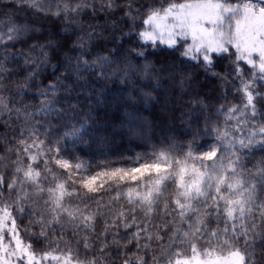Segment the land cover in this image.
Wrapping results in <instances>:
<instances>
[{
  "label": "snow or ice",
  "instance_id": "snow-or-ice-1",
  "mask_svg": "<svg viewBox=\"0 0 264 264\" xmlns=\"http://www.w3.org/2000/svg\"><path fill=\"white\" fill-rule=\"evenodd\" d=\"M35 7L45 15L51 11L39 4ZM85 9L87 12L86 5ZM91 12H95L94 6ZM77 13L71 11L68 3L57 5L54 13L57 17H77L66 21L61 28L63 33L72 31L70 25H83L86 13ZM136 13L137 16H132L131 31L121 33L118 42L133 38L140 55L146 49L166 48L183 62L202 68L219 78L220 101L210 111L204 98L193 99L185 121L193 127L192 113L196 109L195 114L203 119L194 127L192 139L178 149L173 146L170 150H160L151 161H141L138 156L131 166L102 161L104 167L89 172V158L77 151L86 140V118L79 122V127L71 122L64 125L48 142L21 140L20 151L0 152V165L4 168L0 191L10 193L9 198H0V264H80L70 248L62 249L56 241L48 240L44 247L38 248L20 226L25 216L35 214L39 237L44 240L65 214L87 226L90 219L87 210L66 203L74 194L69 189L74 177L80 178L79 184L89 193H99L110 182L132 185L127 188L126 197L146 204H152L172 182L176 189L175 204L183 210L182 215L194 210L195 201L210 197L217 215L222 213L229 227L220 233L205 227L206 221L201 220L199 227L191 232L178 229L171 246L162 250L166 264H246V252L230 244L228 233L238 237L248 231L245 222L250 212L248 206L255 200L258 188L264 187V83H261L264 82V0H142ZM93 18L99 24V18ZM137 18L139 25L135 23ZM7 23L8 33L6 38L0 33V45L7 46L10 41L31 36V26L25 25L29 31L21 36L18 30L21 26L14 19ZM97 31L89 26L87 36ZM88 43L82 35L73 46L83 49ZM31 47L36 48L35 42ZM0 55L3 56L0 74L10 72L9 53ZM81 59L100 78L117 75L111 71L114 63L111 55L97 53L91 59L87 55ZM48 60L50 56L46 53L45 61ZM221 62H224L223 72L218 68ZM153 67L145 59L144 75L154 76ZM76 71H81L79 66ZM37 75L36 71L24 73L21 79L28 81L24 87ZM127 75L124 71L121 78ZM40 83L43 85L44 81ZM59 92L57 84L48 80L44 94L57 96ZM54 107L50 103L39 111L47 115ZM24 184L32 187L31 193ZM45 193V204L49 206L47 218L31 206L34 197ZM133 228L139 230L133 225L129 231ZM201 233L211 237L206 244L197 238Z\"/></svg>",
  "mask_w": 264,
  "mask_h": 264
},
{
  "label": "clouds",
  "instance_id": "clouds-1",
  "mask_svg": "<svg viewBox=\"0 0 264 264\" xmlns=\"http://www.w3.org/2000/svg\"><path fill=\"white\" fill-rule=\"evenodd\" d=\"M2 2L57 22L77 18L54 15L57 5L64 3L71 5L73 13H77L79 6L77 15L86 13L84 19L93 16L104 17L108 21L109 35L116 40V44L105 53L111 55L114 61L111 71L117 73L116 76L106 79L109 85L118 83L125 89H142L151 78L145 76L142 69L145 59L152 62L153 72L158 68L157 59L151 49H146L144 55H140L137 42L133 38H126L124 43L118 42L121 33L131 31L132 16H137L136 9L142 0H2ZM37 4L43 8H50L51 11L47 15L37 11L35 7ZM93 6L94 13L91 12ZM135 23L139 25L138 18ZM124 71H127L128 75L121 78ZM217 84L220 88L219 78ZM23 86L24 84L15 78L0 76V130L4 133L0 136V152L11 154L20 151L21 140L25 143L40 140L48 142L61 129L56 122L58 118L45 119L39 116V104L20 103L14 99L15 91ZM216 103H208L210 111L214 110ZM81 117L89 121L88 129L91 134L77 151L89 158V172L104 167L102 161L124 166L133 165L138 156L141 161H151L160 150H170L173 146L178 149L193 137V134L183 129L166 131L150 117H145L138 123L121 121L102 124L98 120H93L90 114L81 112ZM94 152L99 155L95 156ZM56 171L59 173L58 169ZM2 175L4 168L0 166V176ZM47 179L49 177L45 173V180ZM65 179L69 178L65 176ZM73 179L75 182L69 183V189L74 194L66 203L87 210L90 216L87 226L78 218L74 220L66 214L62 215L59 224L48 231L47 240L39 237L35 214L25 216L20 226L26 230L38 248L44 247L48 240L56 241L62 249L70 248L80 264L125 262L166 264L162 250L171 246L178 229L184 228L191 232L199 227L201 220L206 221L205 227L220 233L229 227V222L223 214L217 215L210 197L206 201L203 199L195 201L194 210L182 215L183 210L175 204L176 189L172 182L162 189L152 204H146L140 200L130 201L126 197V190L132 185H117L110 182L101 188L99 193H89L79 184V177ZM24 188L29 193L32 192L30 185L24 184ZM9 197L10 193L0 191V198ZM45 199L46 193L34 197L31 206L47 218L49 206L45 204ZM248 207L250 212L245 221L248 231L238 237H231L229 232L230 244L246 252V264H264V187L258 188L255 200ZM209 217L210 222H207ZM133 225L138 226L139 230L133 228L129 231ZM197 238L205 244L211 239L209 235L203 233Z\"/></svg>",
  "mask_w": 264,
  "mask_h": 264
},
{
  "label": "trees",
  "instance_id": "trees-1",
  "mask_svg": "<svg viewBox=\"0 0 264 264\" xmlns=\"http://www.w3.org/2000/svg\"><path fill=\"white\" fill-rule=\"evenodd\" d=\"M98 18L99 24L95 23V18L86 17L82 26L70 25L72 31L63 33L61 28L66 21L57 22L26 12L21 7L4 4L0 0V33H4L5 38L9 27L7 21L11 19L21 26L18 29L21 36L29 31L24 26H31V36L28 39L13 40L7 46L0 45V53H9L7 66L11 68L10 72L0 76L15 78L25 85L28 81L21 79L23 74L38 72L36 79L28 87L23 86L15 91L14 99L20 103L39 104L40 109L54 103L52 112L47 115L39 113V116L45 119L58 118L56 122L61 128L69 122L79 127V122L83 119L81 112H84L101 124L121 121L138 123L145 117H150L166 131L183 129L194 134V127L203 117L195 114L198 109L193 110V127H189L185 117L189 115L191 101L202 97L207 103L218 102L221 99L218 78L210 76L198 66L183 62L176 53L160 48L151 49L158 68L142 89H125L118 83L109 85L106 79L99 78L96 71L88 68L81 59L83 55L91 59L97 53L105 54L116 44L113 36L109 35L108 21L104 17ZM89 26L98 29L91 37L87 36ZM82 35L90 43L83 49L74 47V43H79ZM33 42L36 48L31 47ZM46 53L50 56L48 61H45ZM0 59H3L2 55ZM78 66L81 71L77 73ZM218 68L223 72L224 62ZM48 80L54 81L60 89L57 96L44 94ZM41 81H44L43 85ZM89 92L91 95H88ZM144 92L151 95L145 96ZM90 134L87 127L84 135L87 137ZM3 135L0 130V136ZM82 144L85 142L79 147ZM94 155L98 156L99 153L94 152Z\"/></svg>",
  "mask_w": 264,
  "mask_h": 264
}]
</instances>
